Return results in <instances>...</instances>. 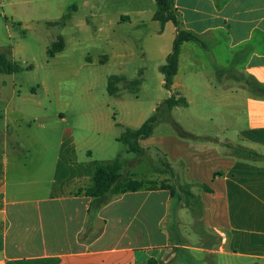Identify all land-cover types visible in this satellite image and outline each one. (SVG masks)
Wrapping results in <instances>:
<instances>
[{"label":"crops","instance_id":"crops-1","mask_svg":"<svg viewBox=\"0 0 264 264\" xmlns=\"http://www.w3.org/2000/svg\"><path fill=\"white\" fill-rule=\"evenodd\" d=\"M97 1L85 0L84 14L68 13L66 23L104 34L108 53L101 61L120 60L118 76L125 81L135 76L124 66L135 63L137 53L144 64L139 75L149 63L163 75L177 27L154 19L156 0L118 9L110 18ZM175 8L180 28L196 40L181 45L170 92L186 99L184 107L203 98L220 119L209 127L214 131H186L188 140L157 133L156 123L139 146L161 150L170 173L191 184L202 230L185 231L189 208L181 192L140 189L105 202L88 196L94 161L119 158L126 169L129 158L95 151L100 142L103 154L110 153L121 136L112 137V128L109 134L70 124L62 109L29 105L31 99L12 88L15 74H5L12 77L8 88L5 81L0 85V264H264V160L240 158L232 149L264 154V91L245 83L264 86V0H175ZM8 45L3 51L9 47V58L19 62ZM66 47L64 40L60 52ZM110 96L119 97V87ZM134 119V125L122 123L124 132L146 121ZM103 134L111 137L100 139ZM127 153H134L128 145Z\"/></svg>","mask_w":264,"mask_h":264},{"label":"rangeland","instance_id":"rangeland-1","mask_svg":"<svg viewBox=\"0 0 264 264\" xmlns=\"http://www.w3.org/2000/svg\"><path fill=\"white\" fill-rule=\"evenodd\" d=\"M96 3L102 8L101 13L107 15L106 18H110V14L118 9L148 5L146 0H98ZM87 8L85 0H0V51L11 44L16 59L23 66L32 65L31 70L14 75L15 86H12L24 98L31 99L29 105H40L47 110L62 109L68 113L70 124L91 125L108 131L112 128V137L121 136L127 127L123 124L134 125V117L137 115L147 120L156 112L155 108L173 93L165 88L164 77L155 70L153 64L149 63L144 76L138 74L144 64L137 53V61L124 66L135 73L134 78L117 84L119 97L110 96L109 77L120 74V60L102 62V55L108 53L104 34L92 28L80 29L65 21L66 14L73 12L79 18ZM75 9L77 10L74 11ZM127 31L130 33V30H125ZM60 36L66 41L67 47L64 52L51 57L47 53L48 48H52ZM134 39H138L136 34ZM135 51H139L136 46ZM11 77L0 74V85L5 81L8 88L7 85L11 84L8 78ZM135 79H140L141 85H136ZM245 83L258 92L264 91V86L251 79ZM32 92L38 93L37 96H32ZM196 100L197 104L194 106L176 108L171 114L167 113L166 106L162 103L160 120L156 124L157 133H174L183 140L191 139L189 134L181 132L182 136L173 122L166 120L168 116L179 123L184 131H214L209 127L220 119V114L215 111L216 106L206 105L203 98ZM111 136L103 134L99 138L109 140ZM98 146L95 148L98 149L95 150L98 157H111V153H114L129 158L126 169L122 171L124 177L143 180L148 186L169 185L185 198L182 188L185 183L180 177L170 173L161 150L152 148L140 154L129 155L127 145L121 141L116 143L110 153L103 154L104 150H100ZM183 201L186 205L185 200ZM194 201L190 200L191 207L186 213L190 224L185 231L189 233L202 230L200 205ZM181 231L184 230L181 228ZM210 239L214 240L213 237Z\"/></svg>","mask_w":264,"mask_h":264},{"label":"trees","instance_id":"trees-1","mask_svg":"<svg viewBox=\"0 0 264 264\" xmlns=\"http://www.w3.org/2000/svg\"><path fill=\"white\" fill-rule=\"evenodd\" d=\"M68 17V14L65 15ZM154 19L158 20L162 26L165 23L171 21L177 27V36L173 43V48L171 53L166 58V63L161 67V72L164 75V86L167 90L171 91L172 85L174 83V77L178 71L179 55L181 52V45L185 41L196 40V37L185 30L180 28V21L178 19L177 11L175 8V0H156V10L154 14ZM64 48V40L62 37L53 44L52 48L48 50L50 56H54L57 52H60ZM10 49L6 51H0V74H16L24 70L32 69L31 65L23 66L21 63L13 61L9 58ZM124 80L123 77L118 75H111L108 81V93L110 95H117L118 86L117 84ZM136 85L140 84L139 80H134ZM163 105L166 106L168 114H171L172 109L175 106L186 105L187 101L185 98H176L175 95H171L166 100H164ZM162 103L157 107L156 112L149 117L141 127L137 129H127L120 137V140L129 146V149L134 153H140L142 149L139 146V140L146 139L150 137L153 133L154 125L160 120V107ZM168 121L173 122V126L181 134H188L183 128L168 116L166 118ZM182 135V134H181ZM183 136V135H182ZM189 136H191L189 134ZM233 153L244 159L250 160H264V154H261L253 149H249L244 146L233 147ZM95 166L94 176L88 187L84 189L88 196L93 198H98L102 201H107L112 195H117L127 191H137L140 189H168L174 195L176 191L169 185L161 184L160 186H149L143 180L128 179L122 174L123 162L118 158L109 164H103L97 161L93 162ZM183 194L185 195V202L188 208L191 207L190 200H195L196 204L200 205L199 198L192 193L191 184L185 183L182 187ZM205 189H208L205 187ZM201 217V208H200ZM149 264H159L156 260L150 259Z\"/></svg>","mask_w":264,"mask_h":264}]
</instances>
